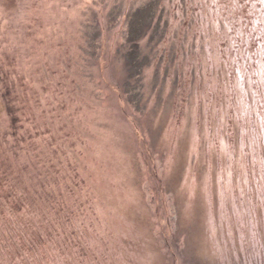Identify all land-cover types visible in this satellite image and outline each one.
Here are the masks:
<instances>
[{"label": "rangeland", "instance_id": "1", "mask_svg": "<svg viewBox=\"0 0 264 264\" xmlns=\"http://www.w3.org/2000/svg\"><path fill=\"white\" fill-rule=\"evenodd\" d=\"M138 1L0 0V264H79L78 247L10 241L46 221L24 193V155L2 138L38 132L31 150L73 178L77 197L62 202L84 264H264V0H166L141 113L121 91L124 13Z\"/></svg>", "mask_w": 264, "mask_h": 264}, {"label": "trees", "instance_id": "2", "mask_svg": "<svg viewBox=\"0 0 264 264\" xmlns=\"http://www.w3.org/2000/svg\"><path fill=\"white\" fill-rule=\"evenodd\" d=\"M165 1L139 0L137 4L133 3L129 5L124 13L125 30L124 42L121 47V58L125 76L121 85V91L125 102L136 113H141V110L144 108V73L152 63L154 51L158 50L169 31V21L164 6ZM116 9L118 8L116 7ZM118 13L120 14L121 11H118ZM253 15L255 16V12ZM254 16L251 18L248 16L247 19L252 20ZM261 23L263 25L262 21ZM88 31L89 34L93 33V36L89 38L87 54L95 57L96 50L99 47L100 32L96 24L94 25V31L93 27L89 28ZM3 85L0 77V99L4 102L7 92ZM36 135L42 137V134L39 132ZM36 135L26 133L25 136L23 135L19 139L16 135L10 134L2 138L4 150L9 149L12 151L15 147L16 151H19L22 157L24 155L28 166L23 168L29 170L30 173V178L27 179L28 183L26 182L24 185V193L30 194L33 199L34 205H31V209L33 210L34 206H36L37 211L42 214L46 221V223L42 222L39 225L38 223L35 225L32 221L29 222L30 229L24 231L22 236L17 237L16 231L11 230L9 233L10 241L16 244L19 239V244L22 243V248L28 247L30 253H35L44 243L47 245L49 243L50 245L54 244L57 245L56 250L52 251L50 249L48 253H57V249L59 250L61 248L62 252L58 254L60 256H62L63 249L78 247L75 256L76 261L78 260L79 264H84V258H90V254L86 248L82 247V242L73 226L75 215H70L69 213L71 212H66V206L62 202L64 197L77 195L75 194L74 186L68 183V178H73L63 165L60 156L56 154L58 158H55L47 149H41V152L31 150L34 143L39 144L35 142L36 138H38ZM18 144H21V147H18ZM23 152L26 153L23 154ZM19 202L20 204H14L13 208L9 210L16 212L22 210L25 207L23 205L25 202L23 199ZM2 205L6 206L5 204ZM48 220L51 221L50 226ZM65 227H70V230ZM17 251V254L20 256L21 252L19 249ZM55 256L48 255L42 258L38 255V263L46 264L47 261L48 264H56L60 257ZM69 263L70 260L66 258L60 264Z\"/></svg>", "mask_w": 264, "mask_h": 264}]
</instances>
